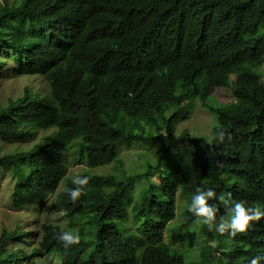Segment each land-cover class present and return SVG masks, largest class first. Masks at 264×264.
Here are the masks:
<instances>
[{
  "label": "trees",
  "instance_id": "16d2710c",
  "mask_svg": "<svg viewBox=\"0 0 264 264\" xmlns=\"http://www.w3.org/2000/svg\"><path fill=\"white\" fill-rule=\"evenodd\" d=\"M2 48L13 63L4 74L41 76L47 87H25L0 106V138L28 142L55 127L29 148L0 154L15 176L11 203L42 207L63 182L52 208L92 232L65 249L57 237L71 230L44 223L34 257L56 255L58 264H250L261 257L264 264V218L235 237L202 224L191 258L164 240L179 191L189 205L201 188L264 212V82L256 72L264 64V0H3ZM6 60L0 55V66ZM217 86L230 87L234 100L209 107L218 121L212 137L178 132L182 97L207 106ZM155 141L156 162L143 172L119 178L83 170L85 194L70 200L65 188L77 185L66 173L65 148L74 146L92 168L114 161L123 143ZM142 178L146 187L135 197ZM209 203L217 223L230 218L219 199ZM188 208L183 224L196 220ZM25 234L4 227L0 264H32L25 246L8 245H31Z\"/></svg>",
  "mask_w": 264,
  "mask_h": 264
},
{
  "label": "rangeland",
  "instance_id": "374dc122",
  "mask_svg": "<svg viewBox=\"0 0 264 264\" xmlns=\"http://www.w3.org/2000/svg\"><path fill=\"white\" fill-rule=\"evenodd\" d=\"M3 0H0V4ZM19 0H10L11 3H17ZM5 48L0 49V55L6 58L7 64L0 66V106L6 105L9 98H16L23 93L24 88L28 87L32 91L42 93L47 87L46 81L41 76H10L4 74L13 64L9 56H7ZM260 73V80L264 82V64L256 70ZM233 74L231 79H235ZM188 85L184 83V86ZM182 102L177 107V112L182 118L178 120L177 131L181 132L187 129L195 135L207 136L210 139L213 135V127L217 124V116L209 107H222L234 100V94L228 86H217L214 91L206 99L207 106L200 101L196 96L193 104L189 105L188 99L182 97ZM174 106L171 107L174 110ZM55 127L48 130H40L37 132L34 140L24 142L22 139H2L0 138V154L15 152L20 149H26L32 146L40 137L50 133ZM75 139L73 141H77ZM157 141L153 145H147L142 142L123 143L120 146L118 157L104 165L97 167H88L85 160L78 159L73 154L75 147L70 146L65 148L67 161V175L75 176L83 170L97 174L113 173L117 177L122 178L126 174H135L143 172L148 163L156 162V149L159 146ZM152 181L159 182V174L156 170L153 171ZM15 176L12 174L11 167L8 164L0 163V238L4 227L8 230H13L16 227L21 228V231L26 232L21 239H28L31 245L26 246L20 243L21 240L12 239L8 241L10 248H19L25 246L26 252L31 254L32 264H58L56 255L49 258L42 256H33L32 249L39 240L41 226L44 223H55L61 227L69 228L74 233L92 234L90 229H84L80 225L71 227L63 210H55L52 208V203L55 200L58 192L63 189V182L58 187L55 194L50 195L44 206L36 205L26 206L21 209H16L11 203V192ZM147 180L142 178L135 181L133 194L139 195L140 190L146 187ZM182 192H178L176 196L177 212L175 219L168 224L164 232V240L171 246L178 248L187 258L194 256L195 251L201 241V224H196L194 221L189 224L184 223V211L189 207L187 198L182 196ZM132 216H129V225L133 224ZM29 251V252H28Z\"/></svg>",
  "mask_w": 264,
  "mask_h": 264
},
{
  "label": "clouds",
  "instance_id": "9594fccd",
  "mask_svg": "<svg viewBox=\"0 0 264 264\" xmlns=\"http://www.w3.org/2000/svg\"><path fill=\"white\" fill-rule=\"evenodd\" d=\"M226 133L223 129L218 130L216 140L219 143L225 141ZM230 134L227 135V140L231 141ZM72 183L77 185L75 188H65V192L70 200L75 203L83 194H85V187L89 183L87 176L76 175L72 179ZM197 194L193 196L192 202L188 210L196 217L194 221L196 224H204L207 228L215 230L220 234L229 232L232 237L237 234H246L252 227V222H259L264 218V212L259 208H246L243 201H226L223 196L217 197L216 193L211 190H202L197 188ZM230 195V194H229ZM219 199L224 203L226 211L230 214L229 219L224 217L220 218L219 223L216 222L218 209L215 205L210 204L209 200ZM58 240L63 243L65 249L72 245L79 244L80 235L72 231H64L58 234ZM261 257H255L251 260L250 264H259Z\"/></svg>",
  "mask_w": 264,
  "mask_h": 264
}]
</instances>
